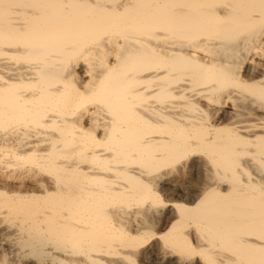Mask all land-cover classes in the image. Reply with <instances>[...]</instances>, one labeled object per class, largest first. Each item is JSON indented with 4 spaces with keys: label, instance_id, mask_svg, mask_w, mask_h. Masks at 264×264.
<instances>
[{
    "label": "bare ground",
    "instance_id": "obj_1",
    "mask_svg": "<svg viewBox=\"0 0 264 264\" xmlns=\"http://www.w3.org/2000/svg\"><path fill=\"white\" fill-rule=\"evenodd\" d=\"M1 161L0 264H264V0H0Z\"/></svg>",
    "mask_w": 264,
    "mask_h": 264
},
{
    "label": "rangeland",
    "instance_id": "obj_2",
    "mask_svg": "<svg viewBox=\"0 0 264 264\" xmlns=\"http://www.w3.org/2000/svg\"><path fill=\"white\" fill-rule=\"evenodd\" d=\"M192 156H188V157H184L183 159H180L179 161H178V163H177V165H176V167L178 166V165H180V168H179V166L177 167V169L178 170H176V172H174V173H172V177L174 178H177V185H181V184H184V186H186V187H189L190 189L191 188H193V187H195V178L196 177H194L195 176V174H194V172L192 171V170H190L189 168H188V170H186L187 169V167L185 166H183L186 162H188V160L191 158ZM186 158V162L184 161V159ZM188 159V160H187ZM7 161V160H6ZM5 161V162H6ZM4 161H3V163H2V161L0 162V165H4V164H6L5 166H7V168L5 167V169L3 170V168L4 167H0V170L2 169V171H0V173L2 174H0V177H2L3 178V175L4 176H6V180H4V182H6V183H9V182H12L13 184H12V186L14 187V188H16V186H15V184L17 185V186H19L20 184H21V182L24 180V178H25V180H29V178H28V175L26 174L25 175V173L23 174V172L22 171H18V170H16V165L14 164V166L12 165H9V164H11V162L10 163H8L9 162V160H8V162L7 163H5ZM184 162V163H183ZM183 164V165H182ZM181 165L183 166L182 168H181ZM186 168V169H185ZM190 170V171H189ZM187 171V172H186ZM4 172V173H3ZM17 172H19L18 174H17ZM192 173V174H191ZM23 174V175H22ZM194 174V175H193ZM193 175V176H192ZM26 176V177H25ZM19 177V178H18ZM172 177H169V178H172ZM168 178V179H169ZM8 180V181H7ZM24 180V181H25ZM18 181H21V182H19V184H18ZM187 181V182H186ZM15 183V184H14ZM191 185V186H190ZM168 193H170V194H167L166 195V197H168V199H170V200H175L176 199V197H175V193H173V194H171V191H168ZM131 207V208H130ZM130 207H125V208H123V210L124 211H130L131 213H132V211H134V210H138V211H136V218H137V220H138V222H137V220H136V224H139L141 221H142V218L144 219L146 216L148 217H146L145 218V220H143V222L144 221H146V220H150L151 221V219L153 218V217H149V215H145L144 216V212H142V210H140V209H143V211H145L144 210V207L143 206H139V207H135V206H130ZM155 207V208H154ZM138 208V209H137ZM167 208H169V206H165V207H161V205H157L156 204V206H153L152 207V211L155 213V215L156 216H158L157 218V220L155 221V219H154V221H153V219H152V232L154 231V232H157L158 230L159 231H161L162 229H161V226H160V224L158 223V220H160V219H162L163 218V216H162V214H163V211H166V209ZM134 209V210H133ZM156 210V211H155ZM141 213H140V212ZM146 212V211H145ZM142 214V215H141ZM142 217H140V216ZM160 216V217H159ZM162 217V218H161ZM3 221V219H0V221ZM1 221V223H0V227H1V224L3 225L2 226V228H4L5 227V225H6V227L9 225L10 226V228H12V226L13 227H15L16 226V223H14L13 224V222L14 221H9V220H4L3 222ZM8 221V222H7ZM7 222V223H6ZM11 222V223H10ZM5 223V224H4ZM11 225H10V224ZM134 223V222H133ZM8 224V225H7ZM8 226V227H9ZM127 226L129 227V225L127 224ZM1 229V228H0ZM13 229V228H12ZM155 236H153V237H151L150 239H148V240H146V242H143L142 244H139V246L137 245L136 247H137V249H135V251H134V249L133 250H131L132 251V255L131 254H129L128 255V257L125 259V261H126V263L127 264H134V262H135V264H152V262L151 261H149V260H147L146 258H145V253H144V251L150 246V244H153V242H154V240H155ZM192 242V241H191ZM27 248H29V250L27 249ZM165 248L166 249H169L170 247H168V246H165ZM25 249H27V251L25 250ZM171 249V248H170ZM25 252H24V254H27L26 255V257L27 258H29L30 260H32V261H34L35 259H36V257L38 256H36V254H35V252L30 248V247H25L24 249H23ZM137 250V251H136ZM144 250V251H143ZM134 251V252H133ZM143 251V252H142ZM134 253V254H133ZM34 254V255H33ZM175 254L176 255H181L179 252H175ZM34 256V258L33 259H31L32 257ZM0 258H1V253H0ZM196 259H198V261H199V259H201L200 261H202V262H200V264H203L204 263V261L202 260V258L201 257H199V258H197L196 257ZM132 260V261H131ZM153 264H156V263H153Z\"/></svg>",
    "mask_w": 264,
    "mask_h": 264
}]
</instances>
